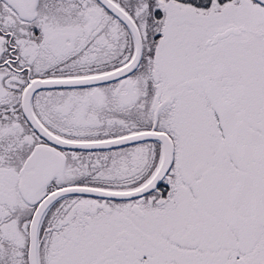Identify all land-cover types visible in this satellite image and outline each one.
I'll return each instance as SVG.
<instances>
[{
    "label": "snow or ice",
    "instance_id": "obj_1",
    "mask_svg": "<svg viewBox=\"0 0 264 264\" xmlns=\"http://www.w3.org/2000/svg\"><path fill=\"white\" fill-rule=\"evenodd\" d=\"M0 264H264V0H0Z\"/></svg>",
    "mask_w": 264,
    "mask_h": 264
}]
</instances>
